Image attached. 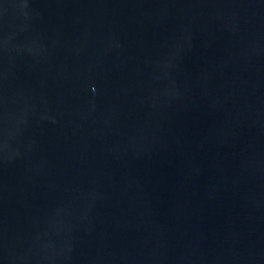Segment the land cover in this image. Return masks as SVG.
<instances>
[{
	"label": "water",
	"instance_id": "water-1",
	"mask_svg": "<svg viewBox=\"0 0 264 264\" xmlns=\"http://www.w3.org/2000/svg\"><path fill=\"white\" fill-rule=\"evenodd\" d=\"M0 264H264V0H0Z\"/></svg>",
	"mask_w": 264,
	"mask_h": 264
}]
</instances>
